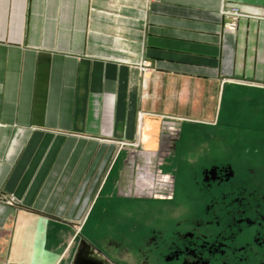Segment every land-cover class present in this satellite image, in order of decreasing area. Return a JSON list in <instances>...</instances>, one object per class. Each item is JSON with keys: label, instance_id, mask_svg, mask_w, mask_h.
Here are the masks:
<instances>
[{"label": "crops", "instance_id": "obj_1", "mask_svg": "<svg viewBox=\"0 0 264 264\" xmlns=\"http://www.w3.org/2000/svg\"><path fill=\"white\" fill-rule=\"evenodd\" d=\"M231 6L264 0H0V264L97 257L74 236L146 201L133 169L221 161L224 100L264 102V20Z\"/></svg>", "mask_w": 264, "mask_h": 264}, {"label": "flooded vegetation", "instance_id": "obj_2", "mask_svg": "<svg viewBox=\"0 0 264 264\" xmlns=\"http://www.w3.org/2000/svg\"><path fill=\"white\" fill-rule=\"evenodd\" d=\"M228 156L199 166L169 163L194 173L188 179L171 177L174 188L165 199L146 198L168 208L165 215L178 221L142 237L147 247L142 264L150 256L151 264H264V160L255 164ZM95 246L98 255L106 256Z\"/></svg>", "mask_w": 264, "mask_h": 264}, {"label": "rangeland", "instance_id": "obj_3", "mask_svg": "<svg viewBox=\"0 0 264 264\" xmlns=\"http://www.w3.org/2000/svg\"><path fill=\"white\" fill-rule=\"evenodd\" d=\"M229 12L231 15L227 16L229 24H234V32L237 30V22L239 19L251 18L264 20V9L249 13L247 11L243 12L237 6H231ZM225 32L234 33L228 31L226 27ZM144 64L145 63L142 65ZM263 94L262 92L259 96L254 97H259V102H262L264 98ZM253 99L252 96L245 92L244 94H239L237 97L232 98V100L228 102L224 100L222 104L220 112L221 118L228 116L230 125L236 127L238 124L239 126L245 127V130L242 132L230 131L228 133V146L223 148V157L228 153L229 160L235 161L238 159L237 157H239L242 159L241 161L255 164L264 160V102L255 103L256 101L253 102ZM254 126L259 127V131L250 130ZM138 135L137 137L140 138ZM139 138H135L132 145L137 143L139 145ZM184 140H186V137ZM190 148H193V146ZM202 156L204 157L205 154L203 153ZM208 162V160H205L203 163L192 165L199 166V164ZM193 173L194 171L191 169H183L181 171L180 169H174V166H171L169 163H165L161 168L139 167L132 171L134 180L141 183L146 197H157V199L162 198V200L172 194V189L174 188L172 178L181 177L183 179H188V177H192ZM9 204H12L11 198ZM164 207L165 206L161 204L160 207L156 206V204L152 202L133 201V212L127 217H125V215L128 212H126V214L125 212H119L116 218L102 217V215L95 210L88 220L86 218L87 223L85 220L86 225L82 228L83 232H79V234L76 233L74 236V246L77 243V237L81 236L88 244L99 246L101 248L100 250H103L106 254V256L102 255L104 259L106 258L112 264H142L143 257L141 251L143 250V252H145L147 249V247L142 245V237L143 239L146 236L151 237V229L154 227L164 225L166 228H171L176 221H178L176 217L172 218L166 216L165 214L168 208L166 209ZM155 211H158V214H156ZM162 215L164 216L162 217ZM79 224L75 227L78 228ZM146 227L148 228L145 229ZM143 228L146 230V233H144ZM82 229L79 231H82ZM162 230L163 228H159V231ZM148 247L150 248L152 246L148 245ZM152 261V256H150L148 264H151Z\"/></svg>", "mask_w": 264, "mask_h": 264}, {"label": "water", "instance_id": "obj_4", "mask_svg": "<svg viewBox=\"0 0 264 264\" xmlns=\"http://www.w3.org/2000/svg\"><path fill=\"white\" fill-rule=\"evenodd\" d=\"M85 247L77 251L73 264H112L106 258L104 259L99 251V255L94 257Z\"/></svg>", "mask_w": 264, "mask_h": 264}, {"label": "built area", "instance_id": "obj_5", "mask_svg": "<svg viewBox=\"0 0 264 264\" xmlns=\"http://www.w3.org/2000/svg\"><path fill=\"white\" fill-rule=\"evenodd\" d=\"M226 15H231V13L228 11L227 13H226ZM231 24H227L225 27L227 28V30L228 31H230V32H234V24H232L231 26H230ZM148 69V66L146 65V64H144V65H142V67H141V70L142 71H145V70H147ZM139 136V135H138ZM173 137V136H172ZM134 148H136V147H138L139 145H138V143L137 144H134V145H132Z\"/></svg>", "mask_w": 264, "mask_h": 264}]
</instances>
